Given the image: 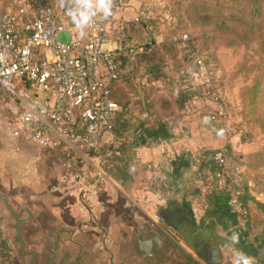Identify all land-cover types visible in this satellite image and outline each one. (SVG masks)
I'll return each mask as SVG.
<instances>
[{"label":"crops","instance_id":"0c3cea01","mask_svg":"<svg viewBox=\"0 0 264 264\" xmlns=\"http://www.w3.org/2000/svg\"><path fill=\"white\" fill-rule=\"evenodd\" d=\"M67 1V14L86 3L93 6L95 13L90 18L100 12L96 9L100 0ZM145 2L124 0L123 13L110 24L112 33L123 31L140 44L147 41L149 31H156L162 36L160 40L168 38L171 42V32L181 29L171 26L173 21L163 8L152 30L142 23L125 22ZM141 57L137 54L129 60L123 56L122 77L113 89L118 98H132L126 114L132 129L126 139L134 133L142 113H146L141 94L130 93L131 84L138 83L145 93L146 85L152 81L149 66L144 67V77L137 74V60ZM171 90L151 96L154 115L146 123L151 129L163 125L166 137L161 138L176 163V173L160 203L146 185L143 164L158 159L160 152L157 144H148L144 137L137 136L142 163L129 165L130 180L117 187L91 188L81 181L74 182L61 171V161L57 163L55 159L52 164L44 149L11 132L4 148H0V217L13 260L17 256L31 261L41 254L45 264H234L235 254L242 253L252 264H264V223L260 222L264 217L262 158L256 157L250 145L239 141L229 122L210 118L204 103L187 102L184 108L177 107L178 91ZM13 106L15 111L14 103ZM226 144L232 146L250 178L246 195L251 213L247 241H233V217L228 209L220 210L204 200L196 176V159ZM214 248L218 252L216 261L210 255Z\"/></svg>","mask_w":264,"mask_h":264},{"label":"built area","instance_id":"2783aa9c","mask_svg":"<svg viewBox=\"0 0 264 264\" xmlns=\"http://www.w3.org/2000/svg\"><path fill=\"white\" fill-rule=\"evenodd\" d=\"M67 0H13L0 14V91L15 104L12 133L44 150L53 152L62 162L65 173L91 188L123 185L119 168L126 163H142L135 142L126 147V136L118 144L112 159L106 150L114 142V119L121 106L113 98V89L122 77V58L150 51L160 34L149 31L146 43L139 44L129 34L112 33L110 24L124 10V0H105L111 15L100 11L82 27L66 13ZM169 18L176 7L166 0H146L132 19L152 30L160 21V9ZM70 36L68 42L60 38ZM160 40V41H159ZM170 40L180 49L181 67L177 78L190 91V103H204L210 118L227 123L225 98L218 84V69L211 51H203L190 35L172 31ZM147 119L142 113L140 121ZM148 144H157L160 157L144 162L146 185L157 202L174 175V159L161 137L144 133ZM124 143V145H123ZM196 176L204 200L223 192L234 217L233 236L247 241L251 213L246 195L250 178L231 145H223L196 159ZM257 238V235L253 233ZM0 238L6 243L0 217ZM11 249V248H10ZM236 250V249H235ZM0 264H7L4 256ZM12 264V263H11Z\"/></svg>","mask_w":264,"mask_h":264},{"label":"rangeland","instance_id":"374dc122","mask_svg":"<svg viewBox=\"0 0 264 264\" xmlns=\"http://www.w3.org/2000/svg\"><path fill=\"white\" fill-rule=\"evenodd\" d=\"M10 1L0 0V13L8 9ZM169 1L176 7L171 26L178 25L179 29L190 33L200 49L211 51L213 54L218 69V84L227 106V122L231 127L234 126L239 141L250 145L256 157L262 158L264 165V1L255 22L249 15L251 9L246 0ZM242 34H247L245 39ZM60 38L64 42L70 40L67 32H62ZM144 43L146 40L140 44ZM179 55L177 46L166 38L152 52L137 60L136 70L140 78L146 74L145 66H158V69L152 72L153 77L149 75L150 80H156L146 85L151 96L162 95L164 91L170 93L172 88L179 90L180 83L176 76L182 64ZM137 84L130 88L132 95L141 91ZM142 84L139 83L140 86ZM13 116V101L4 99L0 92V148L5 146L6 139L13 131ZM46 157L52 164L55 159L57 163L60 162L56 155L46 153ZM61 171H66L63 164ZM260 222L264 223V217L260 218ZM262 258L264 260V255ZM13 262L46 263L41 254L31 261H22L16 256Z\"/></svg>","mask_w":264,"mask_h":264},{"label":"trees","instance_id":"16d2710c","mask_svg":"<svg viewBox=\"0 0 264 264\" xmlns=\"http://www.w3.org/2000/svg\"><path fill=\"white\" fill-rule=\"evenodd\" d=\"M247 1V5L248 7H250V13L249 15L253 18V21H257L258 19V16L260 15V8H261V4L264 0H246ZM12 2L13 0L10 1V4H9V7L12 5ZM8 7V8H9ZM7 11V10H6ZM5 11V12H6ZM3 12V13H5ZM2 14V13H0ZM261 22L260 20H258V25H260ZM145 27L148 29V25L147 24H144ZM247 34H242V38H246ZM155 48V47H154ZM153 48V49H154ZM152 50H148V51H145L143 53H141L143 56H145L146 54H149L150 52L153 51ZM155 69H158V66L155 65V66H149L148 68V73L149 75H152V72L155 71ZM262 77H264V75H262ZM152 80H156L154 78H152ZM131 86L135 87L134 83L131 84ZM140 86V85H139ZM179 90H178V94L177 96L175 97V103L177 105V107L179 108H184L186 103L190 101V91H188L186 88H183L182 85L180 84L179 85ZM141 88V87H139ZM141 94V100H143V103H144V110L147 114V119L146 120H143L141 123H139L138 125H135L133 127L134 129V134L140 136L141 137H144V133H147L149 134L150 136H153V137H163L165 138L166 136L163 134V131H164V128H163V125L160 123L159 124V127L156 128V129H151V128H148L146 126V123L148 122L147 120L149 119V116H153L154 115V112L152 111L153 109V100H149L151 99L150 96H151V93L149 91H146L144 93V89L142 88L141 91L139 92ZM113 98L116 102L119 103V105L121 106V111L116 115L115 119H114V124H115V127H114V142L113 143H110L107 147V150H106V157L109 158V159H112V153L115 149V147L120 144L122 141H123V138L124 136H126V133H128V131L130 129H132V125H131V121L129 120V118L127 117V107L128 105L130 104V102L132 101V98L130 97V95H127V99L126 97H117L115 94H114V90H113ZM135 143V142H134ZM133 142H129L127 139H126V147L130 146V145H133L134 144ZM124 145V143H123ZM46 153H48L49 155H53V152L51 151H46ZM131 163H129L127 160H126V163H124V165L122 167H118L119 168V173H120V178L126 182V180H130V175H129V171H128V167ZM173 166H174V172L176 173V163H173ZM208 201L214 205L216 208H219L220 210H223V211H226V209H228V206H227V198L226 196L224 195L223 192H216L214 193L213 195H211L209 198H208ZM228 213L230 214L229 212V209H228ZM231 215V214H230ZM232 216V215H231ZM233 217V216H232ZM234 219V217H233ZM234 221V220H233ZM4 241L2 240V238H0V258L2 256H4V260L7 262V264H11L13 262V256H12V250L9 248H3V243ZM5 246V245H4Z\"/></svg>","mask_w":264,"mask_h":264},{"label":"clouds","instance_id":"9594fccd","mask_svg":"<svg viewBox=\"0 0 264 264\" xmlns=\"http://www.w3.org/2000/svg\"><path fill=\"white\" fill-rule=\"evenodd\" d=\"M96 9L100 10L105 17L111 15L110 5L105 3V0H100V3L96 6ZM68 14L78 27H82L89 21L90 16L95 13L93 6L90 3H86L74 10H70ZM232 239L235 242L238 240V237L234 235ZM234 264H252V262L250 258L246 257L242 253H236L234 256Z\"/></svg>","mask_w":264,"mask_h":264},{"label":"water","instance_id":"95a60500","mask_svg":"<svg viewBox=\"0 0 264 264\" xmlns=\"http://www.w3.org/2000/svg\"><path fill=\"white\" fill-rule=\"evenodd\" d=\"M210 253H211L210 254L211 255V260L212 261H216L218 259L217 249L216 248L212 249Z\"/></svg>","mask_w":264,"mask_h":264}]
</instances>
